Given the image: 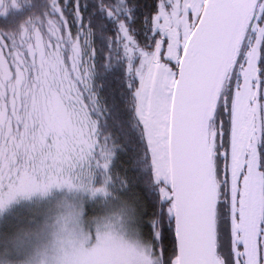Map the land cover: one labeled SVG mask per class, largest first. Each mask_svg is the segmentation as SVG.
<instances>
[{"label":"snow or ice","instance_id":"obj_1","mask_svg":"<svg viewBox=\"0 0 264 264\" xmlns=\"http://www.w3.org/2000/svg\"><path fill=\"white\" fill-rule=\"evenodd\" d=\"M0 264H264V0H0Z\"/></svg>","mask_w":264,"mask_h":264}]
</instances>
